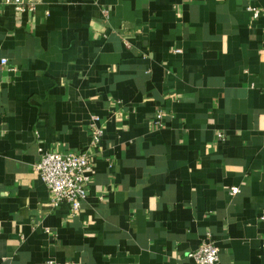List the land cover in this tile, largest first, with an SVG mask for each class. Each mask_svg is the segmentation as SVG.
<instances>
[{
	"label": "crops",
	"instance_id": "crops-1",
	"mask_svg": "<svg viewBox=\"0 0 264 264\" xmlns=\"http://www.w3.org/2000/svg\"><path fill=\"white\" fill-rule=\"evenodd\" d=\"M24 2L0 0V264H197L208 238L264 264V0ZM46 150L92 154L75 214Z\"/></svg>",
	"mask_w": 264,
	"mask_h": 264
},
{
	"label": "built area",
	"instance_id": "built-area-1",
	"mask_svg": "<svg viewBox=\"0 0 264 264\" xmlns=\"http://www.w3.org/2000/svg\"><path fill=\"white\" fill-rule=\"evenodd\" d=\"M9 1V0H8ZM14 1L18 9L25 7L24 0ZM254 16L259 15V8L250 7ZM6 57L2 58L0 64L7 63ZM93 135L92 144H97L103 134V129L96 125L97 115L93 116ZM158 124H162L163 111L160 109L156 114ZM219 133V136H222ZM36 168L47 184L51 192V203L58 206L63 202L70 204V212L75 214L80 210L82 201L89 193V184L91 182L92 171V154L88 150L83 151H53L46 150L41 153L40 160L36 164ZM239 190L238 186H233L231 192L235 193ZM260 217L264 220V210ZM188 256L192 257L197 264H219L220 248L216 242L208 238L204 240L197 248L188 252ZM63 264H78L73 261H65Z\"/></svg>",
	"mask_w": 264,
	"mask_h": 264
}]
</instances>
